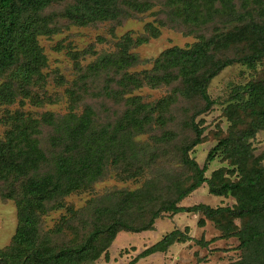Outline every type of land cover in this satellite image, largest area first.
<instances>
[{"label":"rangeland","instance_id":"1","mask_svg":"<svg viewBox=\"0 0 264 264\" xmlns=\"http://www.w3.org/2000/svg\"><path fill=\"white\" fill-rule=\"evenodd\" d=\"M118 2L114 17L80 25L66 16L68 9L80 5L79 0H53L31 24V29L37 23L41 28L37 38L47 57L46 66L30 84L21 69L22 53L14 65L0 66V87L12 82L15 89L14 101L0 103V141L12 128L9 115L24 112L26 117L41 119L47 112L81 114L87 105L95 111V130L108 129L110 136L118 138L102 176L82 190L46 201L45 211L39 214L38 238L43 247L59 249L83 243L96 225L111 222L116 215L113 208L129 191L140 190L141 201L122 205L124 209L117 215L140 226L161 204L176 198L179 189L188 188L197 172L183 163L182 147L195 137L193 115L204 133L202 142L189 154L203 166L209 152L219 146L205 173L215 185L238 181L264 165V117L255 113L264 109V56L245 59L264 53V0ZM46 27L50 31L42 33ZM128 37L132 39L129 51L138 58L136 65L95 75L89 67L107 55L120 58L121 44ZM208 40L214 43L198 72L156 68L167 49L192 48ZM226 59L236 60L211 79L208 93L215 103L203 111L205 103L195 91L196 83ZM156 74L170 81L150 82L149 77ZM128 75L138 76L142 83L136 87L124 83ZM130 115L141 122L131 121ZM40 129L38 137L48 161L30 174L34 177L53 172L61 152L53 146L51 128L42 122ZM224 139L227 145L221 144ZM30 176L0 179L1 250L15 245L20 203L27 200L25 186ZM241 200L232 192L212 193L209 182H204L179 204L234 209ZM247 220L229 214L209 217L201 212L165 211L150 230L119 231L91 264H131L174 229H187L191 240L177 242L134 264H231L248 257L249 264H258L251 250L239 247L240 240L233 236Z\"/></svg>","mask_w":264,"mask_h":264},{"label":"trees","instance_id":"2","mask_svg":"<svg viewBox=\"0 0 264 264\" xmlns=\"http://www.w3.org/2000/svg\"><path fill=\"white\" fill-rule=\"evenodd\" d=\"M53 0H0V57L1 68L5 69L14 65L22 53L24 62L21 69H25L24 75L28 78V84L32 78L40 73V69L47 64V57L38 42L37 36L41 33L38 23L31 29L32 20L40 17V13L47 8ZM119 0H79L80 5L75 9L66 11L67 18L80 25H87L96 20H105L114 17L119 7ZM215 2L216 0H205ZM249 0H243L248 2ZM257 2L258 0H253ZM118 12V11H117ZM28 15V22L26 16ZM30 18V19H29ZM38 22V19H37ZM43 30V29H42ZM47 27L42 31L49 32ZM132 39L128 37L123 42L120 58L107 55L100 61L91 65L97 75L101 70L117 71L136 65L138 58L130 53L129 47ZM214 41L208 40L197 43L192 48L172 47L163 52L162 57L156 61V68L171 69L180 67L182 70L191 69L198 72L205 64L208 50ZM257 54L245 59L262 57ZM236 59H226L217 63L208 74L199 79L195 91L201 96L205 105L203 111L208 110L215 103L208 93V85L222 69ZM144 73H147L144 72ZM162 80L170 81L168 77L159 74L149 77L150 82L159 84ZM124 83L137 85L142 79L136 75H128ZM15 89L12 82L0 87V103L15 100ZM255 113L264 117V109ZM24 112L17 115H9L12 120V128L8 131L7 138L0 141V179L11 175L30 176L37 172L41 165L48 161L46 151L40 145L41 123L45 122L53 131V146L61 148L55 160L53 172L40 177L30 176L27 179L26 199L20 203L21 224L15 235L14 243L10 249H0V264H91L101 257L102 252L111 243L116 234L121 230L143 231L150 230L162 212L173 213L201 212L209 217L229 214L235 217H247L244 226L233 236L240 240L239 247L251 250L255 261L264 264V165L257 167L254 174L244 176L238 181H224L219 186L205 176L208 163L215 159L219 146L214 147L208 154L203 166L190 157V151L202 142L204 130L195 121V115L191 119V126L195 133L194 139L182 147L183 163L197 172L196 179L186 189H179L174 199L167 200L155 210L150 218L140 226L128 222L124 217L117 215L123 210L122 205H133L141 201V191L134 190L125 193L121 202L113 209L116 212L111 222L107 225H96L88 234L83 243L77 246H65L59 249L43 247L39 244V214L45 211V203L58 196L79 191L93 180L102 176L107 165L109 152L114 150L117 135H109L108 129L96 131L94 128L95 111L87 105L83 113L69 112L66 115L57 116L53 112L45 113L41 119H34ZM130 120H137L130 115ZM137 122H141L139 119ZM123 127L122 124H120ZM221 144L227 145L224 139ZM254 170V169H253ZM204 182H209L212 193L222 195L232 192L242 197L241 204L237 208L217 207L207 204L194 206L180 205V201L188 196ZM121 205V206H120ZM189 231L174 229L166 233L159 241L147 247L131 262L134 264L140 258L166 251L177 242L191 240ZM207 244V242L205 243ZM19 249L20 253L14 251ZM251 258L231 264H249Z\"/></svg>","mask_w":264,"mask_h":264}]
</instances>
